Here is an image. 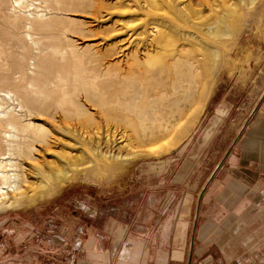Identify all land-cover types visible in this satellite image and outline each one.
<instances>
[{
    "label": "bare ground",
    "instance_id": "obj_1",
    "mask_svg": "<svg viewBox=\"0 0 264 264\" xmlns=\"http://www.w3.org/2000/svg\"><path fill=\"white\" fill-rule=\"evenodd\" d=\"M12 2V14L29 23L28 40L44 49L31 76L0 74V214L47 197L50 181L55 187L150 156L193 105L207 57L213 70L226 48L232 14L254 0ZM52 11L91 22L58 14L49 20ZM35 22L41 25L32 28ZM102 22L113 30L98 41L67 26L104 30ZM68 36L85 39L83 55Z\"/></svg>",
    "mask_w": 264,
    "mask_h": 264
},
{
    "label": "rangeland",
    "instance_id": "obj_2",
    "mask_svg": "<svg viewBox=\"0 0 264 264\" xmlns=\"http://www.w3.org/2000/svg\"><path fill=\"white\" fill-rule=\"evenodd\" d=\"M12 1L0 0V74L29 77L44 47L41 43L36 48L28 40L29 23L12 14ZM246 3L231 16V36L222 40L226 48L219 50L213 70L210 69L212 59L207 57L205 61L200 89L196 91L192 105L196 108L191 106L180 126L178 124L176 131L172 132L179 137L186 136L181 140L172 134V137L166 138L168 141L165 139L149 148L150 156L134 159L128 164L115 163L116 166L112 164L104 170L86 173V176L77 174L74 180L61 184L54 181L55 187L50 181L49 187L52 188H47V197L27 207L2 212L0 264H236L233 258L221 261L219 247L208 245L203 248L200 244L199 240L204 238L200 230L206 223H214L208 222L207 216L199 218L196 208H200L199 194L205 179L221 159L224 148L241 121L251 114L264 95V0H254L251 7ZM51 6L49 3L48 10ZM23 14L28 12L20 13ZM56 14L78 22H91V18L84 15L71 16L56 11L47 14V19L54 18ZM235 14L243 16L240 18ZM40 25L41 22H35L31 27ZM101 25L106 28L67 26L71 31L91 38H86V41L95 37L94 40L98 41L105 37L101 33L113 30L109 22H102ZM35 38L40 36L35 35ZM68 38L83 55L85 50L80 48L87 44L85 39ZM46 45L49 46V41ZM45 52L48 53L47 50ZM218 111L225 115L222 117ZM194 115L195 119L192 118ZM216 116L222 121L205 144V132L212 127ZM188 126H191L189 132L183 133ZM53 187L55 190L52 191ZM65 194L68 196L65 197ZM59 200H63L64 204H60L57 211L43 216L41 213L44 212L36 211L38 208H55ZM218 214H213L218 218L217 224H224L225 221L220 222L221 217H230L233 213L224 210ZM110 217L130 225L133 238L144 249L143 254L137 255L136 262L110 261L103 252L89 254L87 258L84 256L80 242L85 240L82 221H106ZM243 220L248 225L247 217ZM246 226L223 225L226 228L222 229L224 237L232 246L229 250H240L238 243L232 240L239 242L250 236L251 230Z\"/></svg>",
    "mask_w": 264,
    "mask_h": 264
},
{
    "label": "crops",
    "instance_id": "obj_3",
    "mask_svg": "<svg viewBox=\"0 0 264 264\" xmlns=\"http://www.w3.org/2000/svg\"><path fill=\"white\" fill-rule=\"evenodd\" d=\"M218 113L222 117L225 115L221 111ZM221 121L219 117H214L212 127L205 132V144L212 138ZM261 188H264V95L257 107L245 120L241 121L234 131L232 139L224 148L221 159L212 168L201 187L200 208H196L199 212L198 217L207 216V221L214 223H206L200 230V235L204 238L199 242L203 248L208 245L219 247L221 261L233 258L236 264H243L241 261L246 262L245 264L264 262V200L258 194ZM66 196L68 194H65ZM60 204H64L63 200H59L55 208H38L36 211L44 212L41 213L43 216L51 211H57ZM224 210L232 211L233 214L230 217L228 215L221 217L220 222L225 221L224 224H217L218 218L213 214L219 213L220 215V212ZM94 211L97 210L94 209ZM246 217L248 225L243 220ZM86 220L82 221L83 228H81L85 240L80 241L86 258L89 254L103 252L110 261L134 260L136 262L137 255L141 252L143 254L144 249L133 238L130 232L131 227L126 222L113 217L106 221L93 219L89 222V219ZM197 220L198 218L194 220V226ZM100 221H102L101 225ZM232 223L234 227L238 225L241 228L247 225L246 228L251 230L250 236L243 238L239 241L240 243L238 240H232L240 247V250L236 252L229 250L232 246L229 245L223 232L226 229L224 227H230ZM204 253L206 254L207 250ZM189 260H191V254Z\"/></svg>",
    "mask_w": 264,
    "mask_h": 264
},
{
    "label": "built area",
    "instance_id": "obj_4",
    "mask_svg": "<svg viewBox=\"0 0 264 264\" xmlns=\"http://www.w3.org/2000/svg\"><path fill=\"white\" fill-rule=\"evenodd\" d=\"M258 194H259V196L262 198V200H264V188H261V189L258 191ZM248 264H255V263H253V262H249ZM259 264H264V262L259 263Z\"/></svg>",
    "mask_w": 264,
    "mask_h": 264
}]
</instances>
